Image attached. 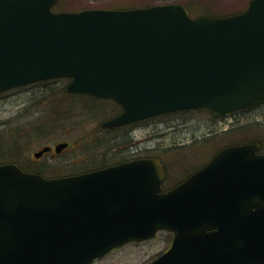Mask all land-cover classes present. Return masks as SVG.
<instances>
[{"label": "water", "instance_id": "95a60500", "mask_svg": "<svg viewBox=\"0 0 264 264\" xmlns=\"http://www.w3.org/2000/svg\"><path fill=\"white\" fill-rule=\"evenodd\" d=\"M57 2L0 0V92L67 77L68 92L121 104L109 127L264 103V0L223 16L175 2L55 11ZM260 147L225 146L166 190L157 157L57 177L0 163V264H91L163 229L172 244L148 264H264Z\"/></svg>", "mask_w": 264, "mask_h": 264}, {"label": "rangeland", "instance_id": "374dc122", "mask_svg": "<svg viewBox=\"0 0 264 264\" xmlns=\"http://www.w3.org/2000/svg\"><path fill=\"white\" fill-rule=\"evenodd\" d=\"M249 1L58 0L53 9L78 11L175 2L184 4L192 16L226 15L243 11ZM68 82L55 78L0 93V148L10 154L4 162H16L26 171L48 177L86 172L133 154L156 156L165 164L169 187L228 144L255 139L264 142V106L243 110L236 117H216L203 108L165 113L146 120L130 137L121 129L102 126L120 111L113 99L67 92ZM64 141L70 145L57 152L55 145ZM46 145L52 149L36 157L35 152ZM172 239V232L160 230L153 238L130 241L92 264H148L171 246Z\"/></svg>", "mask_w": 264, "mask_h": 264}, {"label": "flooded vegetation", "instance_id": "af4514ba", "mask_svg": "<svg viewBox=\"0 0 264 264\" xmlns=\"http://www.w3.org/2000/svg\"><path fill=\"white\" fill-rule=\"evenodd\" d=\"M117 105H118L120 111H118L117 113H115V114H114L112 117H110V118H113V117H115V116H117V115H119L120 113L123 112V108H122V106H121L120 104H118V103H117ZM259 106H264V104H263V105L253 106V107H249V108H245V109H241V110H238V111H235V112H232V113H228V114H224V115H221V116H217V117H225V116H235V117H236V116H237L241 111H243V110H247V109L255 108V107H259ZM149 119H150V118H149ZM146 120H148V119H141V120H138V121H134V122H132V123H127V124L120 125V126H115V127H108V126H104V127H106V128L121 129V131H125V132H127L128 135H129L130 137H132V135H133V133H134V130H136L137 128L141 127V126L146 122ZM102 126H103V124H102ZM255 140H257V141H259V142L261 143V151H264V146H263L264 142H263L262 140H259V139H255ZM249 141H250V140H249ZM131 147H133V146H131ZM131 147H130V148H131ZM139 149H140V151H142L141 147H140ZM130 152L133 153V152H135V150L131 149ZM140 156H141L140 154H133V155L130 156V157H127V158H125V159H123V160H119L118 162H114V163H111V164H108V165H113V164H117V163H120V162L128 161V160H131V159H134V158L140 157ZM108 165L100 166L99 168H101V167H106V166H108ZM95 169H96V168H95Z\"/></svg>", "mask_w": 264, "mask_h": 264}, {"label": "trees", "instance_id": "16d2710c", "mask_svg": "<svg viewBox=\"0 0 264 264\" xmlns=\"http://www.w3.org/2000/svg\"><path fill=\"white\" fill-rule=\"evenodd\" d=\"M59 5V2L56 4V6H58ZM206 15H208V14H206ZM209 15H212V14H209ZM55 79V78H54ZM50 80V79H49ZM46 82H48V81H46ZM82 95H84L85 96V94H82ZM89 96V95H88ZM89 97H93V98H95V99H103V98H97V97H94V96H89ZM251 109V108H250ZM248 110V109H247ZM185 111H187V110H185ZM246 140H244V141H239V143L240 142H245ZM237 143V142H236ZM9 152L7 151V152H4L3 151V149L2 148H0V163L1 162H4L6 159H4L5 157H7V158H9L10 157V154H8ZM10 160H15V159H10ZM16 161V160H15ZM164 164V163H163ZM164 166H165V164H164ZM24 167V166H23ZM24 169H26L25 167H24ZM165 169H166V167H165ZM191 172H189L187 175H189ZM168 174V173H167ZM186 175V176H187ZM185 176V177H186ZM177 180V179H176ZM178 180H180V178L178 179ZM177 182H179V181H177ZM177 182H175V183H177Z\"/></svg>", "mask_w": 264, "mask_h": 264}]
</instances>
